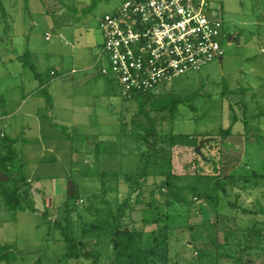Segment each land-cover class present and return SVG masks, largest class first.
Listing matches in <instances>:
<instances>
[{
  "label": "rangeland",
  "instance_id": "374dc122",
  "mask_svg": "<svg viewBox=\"0 0 264 264\" xmlns=\"http://www.w3.org/2000/svg\"><path fill=\"white\" fill-rule=\"evenodd\" d=\"M1 1L0 129L28 139L20 140L17 149L34 183L37 210L9 209L0 196V244L12 243L21 251L18 259L0 264H36L39 258L44 264L91 263L86 258L67 260L60 228L50 222L59 218L62 225L69 224L71 234L80 237L86 229L84 237L93 236L89 228L96 223L97 208L105 206L100 198L104 181L105 197L114 209L130 198L138 208L132 214L135 224L148 221L146 239L162 249L151 259L154 264H262L264 244L248 237L247 230L264 228V215L244 214L242 208L256 209L264 191L255 179H243L254 172L264 175V0H208L233 32L224 56L176 77L151 97L135 98L123 97L119 83L101 74L96 64L104 42L99 20L126 0ZM47 32L53 34L50 39ZM171 94L179 98L174 110L153 103L144 112L140 108L145 98L162 100ZM40 113L56 134L69 133L68 138H43ZM152 123L160 155H153L144 141ZM231 125L225 135L221 130ZM216 137L217 147L209 154L218 169H211L212 177L199 176L196 155H203L196 149ZM144 164L148 173L134 190L136 184L122 174ZM89 167L107 175L85 174ZM168 181L193 183L198 193L184 190L188 202L183 203ZM208 194H217V205ZM126 221L132 223L131 217ZM203 221L217 238L230 242L231 258H214L213 246L205 256L194 248L209 240ZM229 225L241 244L232 240ZM95 236L99 242L92 249L98 251V264L110 263L108 235ZM244 237L250 238L248 245Z\"/></svg>",
  "mask_w": 264,
  "mask_h": 264
},
{
  "label": "built area",
  "instance_id": "2783aa9c",
  "mask_svg": "<svg viewBox=\"0 0 264 264\" xmlns=\"http://www.w3.org/2000/svg\"><path fill=\"white\" fill-rule=\"evenodd\" d=\"M218 11L208 0H126L99 20L96 64L125 98L158 93L224 56L233 32Z\"/></svg>",
  "mask_w": 264,
  "mask_h": 264
},
{
  "label": "trees",
  "instance_id": "16d2710c",
  "mask_svg": "<svg viewBox=\"0 0 264 264\" xmlns=\"http://www.w3.org/2000/svg\"><path fill=\"white\" fill-rule=\"evenodd\" d=\"M0 3L2 1L0 0ZM33 66V65H32ZM36 75L40 78L41 74L36 72ZM154 93H138L135 94V97L143 96V97H151ZM162 100L158 99H143L140 101V108L144 112L146 108V104L153 103V104H160V109H166L168 106L169 109H176L178 106L179 98L176 96H167L165 98H161ZM49 101V100H48ZM141 111V113H143ZM262 115H264V109L261 111ZM148 115V113H147ZM47 118V117H46ZM48 119V118H47ZM236 119V118H235ZM48 121V120H47ZM236 122V120H235ZM232 125L226 129H222L221 131L226 135L231 133ZM69 133H63L62 137L68 138ZM224 136V135H222ZM144 141L149 145L151 149V153L153 155L159 154L158 152L160 146L157 144L158 140V132L155 125L152 123L151 127L146 129L143 133ZM72 139V138H71ZM219 137L216 138H209L204 140L202 146V155L203 157L196 155V164L198 166V173L199 176H213L210 174L211 169L217 170L218 169V162L215 158H213L209 151H211V147L216 146L218 143L217 140ZM28 141L25 137H13L10 135L5 134L0 129V147H2L3 152L0 155V196H2L5 200V204L9 209L12 210H29V211H36L37 207L35 206V201L32 198V182L29 180L28 175L25 172L26 162L20 156L17 143L20 141ZM211 141H215L212 142ZM100 146L98 145V148ZM199 154V153H198ZM148 160H145V164ZM215 165L213 166V164ZM143 165L142 169L136 170V172H130L122 174L125 176L126 180L129 182H133L136 184L135 189L139 188L141 184L139 183L140 178L145 177L148 173L147 168ZM101 171V172H99ZM92 173V175H99L105 176L107 173L104 170H100L99 168H87L85 174ZM118 173V170L117 172ZM170 180V176L168 177ZM243 179L245 181H253L256 180V185L264 187V175L258 174L256 172L253 175L247 176L244 175ZM168 185L170 187H174L178 190V196L181 202L187 203L188 200L184 195L183 191L189 188H193L198 193V187L194 186L193 183H189L187 185H177L172 181H168ZM219 183V181H218ZM106 181L103 182V191L104 194L100 197L101 201L105 202L104 208H97L98 217L96 223H93L89 228L90 231H94L93 236L90 238H85L84 233L87 232L86 229H82V235L80 237L71 234L69 224L62 225L61 219L56 218L54 221L51 220L52 223L56 228H60L61 234L64 237L66 242V253L65 257L67 260L71 259H92V262L89 264H98V251L92 249L95 246L99 239L98 235L99 232L107 234L109 240L113 247V255L111 258L110 263L108 264H154L151 262V259L154 257H158L161 255L162 249L158 245H151L150 242L146 239V225H148V221L145 218H142L143 222L145 223L144 226H137L135 223L137 219L132 217L134 210L138 209L134 204L130 201V198H126L123 202L117 205V209H114L112 206V202L109 199H106L105 193L107 187L105 186ZM140 194V192H139ZM72 197H74L72 195ZM138 197V196H137ZM217 194H208V198L214 205H217ZM99 196L94 195L92 197L93 200H98ZM138 198L135 203H138ZM65 205H69L67 202ZM256 209H249V208H242V212L244 214L248 213H255V214H263L264 215V191L262 192V198L256 199ZM64 211L66 209H63ZM88 209H91L89 206ZM59 210V209H58ZM67 210H65V213ZM48 212H45L43 215H47ZM65 215V214H64ZM131 217L132 223H128L126 221L127 217ZM67 217V216H66ZM46 218V217H45ZM175 219V218H173ZM174 221V220H173ZM156 222V221H155ZM209 222L203 221L202 226L208 230L209 240L205 244L198 245L194 247L196 250L203 251V256L206 255V251L209 250L210 246L215 248V256L214 258L218 260L229 259L232 256L229 247L232 245L228 244L230 242H223L220 238H217V235L210 231V226L208 225ZM52 226V225H51ZM160 229H165L161 227ZM235 230L229 225L228 233L231 234L232 240L237 239V243L241 244L242 239L235 235ZM100 235V234H99ZM247 236H252L257 238L258 240L262 241L264 244V228L263 227H256L247 230ZM246 236V237H247ZM237 237V238H236ZM244 237V241H246V245H248L249 239ZM21 251L18 247L12 243H2L0 244V261H7L12 262L19 258ZM201 259V257H200ZM36 264H44L42 262V258H39ZM174 264H179L175 261ZM264 264V261L262 262Z\"/></svg>",
  "mask_w": 264,
  "mask_h": 264
},
{
  "label": "crops",
  "instance_id": "0c3cea01",
  "mask_svg": "<svg viewBox=\"0 0 264 264\" xmlns=\"http://www.w3.org/2000/svg\"><path fill=\"white\" fill-rule=\"evenodd\" d=\"M39 110H38V112H39ZM38 115H39V113H38ZM40 116H42V117H40V123H41L40 124V130H41V135H42L43 138H56V137L64 138V137H62L63 134H59V133L56 134V132L54 131L52 123L49 122V120L46 118V116L41 115V113H40ZM2 132H4L5 134L9 135L5 129H2ZM13 137H16V136H13ZM49 151L52 152V149H50ZM45 158H46L45 156L41 158V160H40L41 163L40 164H43L42 161H44ZM53 158L56 159V157H53ZM30 179L31 178L29 177V180ZM31 182L34 185L33 180H31Z\"/></svg>",
  "mask_w": 264,
  "mask_h": 264
},
{
  "label": "water",
  "instance_id": "95a60500",
  "mask_svg": "<svg viewBox=\"0 0 264 264\" xmlns=\"http://www.w3.org/2000/svg\"><path fill=\"white\" fill-rule=\"evenodd\" d=\"M203 143H204V140L201 142V144L197 147L196 151L199 153V154H202V146H203Z\"/></svg>",
  "mask_w": 264,
  "mask_h": 264
}]
</instances>
